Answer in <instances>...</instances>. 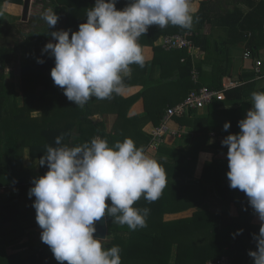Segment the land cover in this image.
<instances>
[{
  "label": "trees",
  "instance_id": "16d2710c",
  "mask_svg": "<svg viewBox=\"0 0 264 264\" xmlns=\"http://www.w3.org/2000/svg\"><path fill=\"white\" fill-rule=\"evenodd\" d=\"M50 1L52 10L60 17L54 28L49 29L47 25L41 31L31 32L25 35L22 43L14 48L0 46V89L9 86L5 81V70L10 62L18 54H21V73L24 89L26 90L28 87L36 88L40 85L44 87V91L48 92L50 89H55L58 92V94L56 93V100L53 102V107L56 109L55 122L50 120V125L45 126L48 139L43 144L40 143L36 147H31V155L37 159L41 157L40 150L42 146L45 153L47 146H57L55 141L58 136L63 137L62 145L67 144L69 146L90 142L97 135L106 139L110 146L117 141L131 138L137 146H144L147 150L152 140L150 133L161 126L169 108L184 101L194 90H200L203 87L217 91L223 90V78L229 75L232 68L231 46L247 40L250 33H252L254 36L247 43L249 50H252L253 45H256V39L260 36L264 37V0H239L238 3L249 8L247 13L234 5L228 14H221L215 23H219L220 27L226 29L227 38L224 40L214 39V19L218 11L213 6L212 0L203 2L194 18L199 32L192 31V28L184 29L171 24L163 29L156 25L150 26L148 32L139 38V43L143 48L154 46L155 42L163 35L185 34L192 31L191 40L196 48L205 53V59L194 65L192 57L188 56L187 50L165 51L161 47H155L153 71L158 66L161 56L164 57L165 63L168 62L167 66H161V75L156 81L152 77L145 78L148 74V64L144 63L143 67L136 64L131 65L132 74L129 77H124L125 86L130 87L138 83L137 79L141 78L140 81L144 89L137 95L127 99L113 94L117 98L114 105L121 109L117 112V125L112 134H107L103 124L95 123L91 119L95 114L94 99H91L83 107H78L74 102L69 101L64 95L63 89L56 86L52 80L51 69L55 66L54 58L49 57L47 53H42V49L48 42H55L49 35L50 32L60 29L78 31L79 25L86 22V13L89 8L94 6L95 0ZM0 2L24 8V0H0ZM127 3L128 0H118L116 7L123 9ZM0 24L10 25L4 18H0ZM206 27L210 28L209 32L205 31ZM261 43H264V41ZM38 58H42L45 62L38 63ZM179 58L184 60L180 69L178 66ZM211 61L214 62L211 71L205 70L204 66ZM175 63H177V66ZM194 69L198 74L196 82L193 80ZM179 70L181 72L180 77ZM172 72L174 74L173 78L170 74ZM166 73L170 74L171 78L169 77V80ZM179 86L184 88L182 95L184 100L180 102ZM253 89L254 84L247 83L245 86L224 92L225 100H214L207 107L208 114L195 121L196 124H200L199 126L202 125L201 130L198 129L197 133L205 132L209 134L216 132L222 123L221 115L222 117H228L231 122V128L227 132L222 130V133L228 135L238 133L240 131L238 121L244 118L246 106L251 105L250 95L253 93ZM154 90L160 95H164L163 93L168 91L173 93L174 96L173 98L169 97L168 101L161 105L159 100L158 103H155L149 99V94H152ZM42 96L46 97V94L43 93ZM141 98L144 100L145 105L149 104L150 107H145V115L130 117V109ZM174 99L178 100L174 101ZM111 100L113 98L104 99L102 102ZM226 102L232 105L239 103V105L237 108L230 110H219V107ZM44 114H47L46 110ZM196 115L197 111L191 110L188 116L179 118V122L181 125H191L193 122L192 117ZM2 118L3 112H0V122ZM183 118L184 120H182ZM174 119L178 120L177 118ZM148 124L152 126L150 130L145 129ZM203 145L202 136L197 135L192 139L187 149L162 150L172 157V160L168 162L159 161L166 172L167 186L163 189L161 198H158L155 204L152 203L151 209L154 213L149 216L152 218L151 220L148 217L146 218L147 226L145 228H138L133 231L127 225L113 223V217H106L108 231L113 237L109 242H105V246L118 245L122 249V264H170L174 256V264H208L218 262L222 257H229L232 264H240L243 254L247 256L249 250H255L252 240L254 239L253 234H255L256 227L251 228L250 221L256 214H254L250 205L245 206V204L239 203V196H246L245 193L239 189L230 188L229 181L222 176L224 171L229 170L228 166L221 164L218 160L208 162L205 164L201 179L197 183L187 182L189 178L194 176L199 151L203 148ZM8 150L11 152L10 146H8ZM12 153L13 155L16 154L15 148ZM20 182L22 183V179ZM210 183H217L219 186L218 193L223 202L222 214L213 216L207 211H201L195 212L190 218L179 221L158 222L165 213H181L198 207L203 202ZM22 193L24 194L20 196L25 195L29 198V191ZM11 199L13 204L9 207L0 206V213L7 210L14 212L15 223V226L7 231L8 236H11L9 240L2 233L1 248L4 247L3 243L5 241L15 243L16 237L21 238V235L25 232L24 228L19 226V222H17L18 217L22 215V212L16 206L18 197L13 196ZM143 202L144 199L141 197L134 207L138 208L139 206L142 209ZM107 203L110 204V201H107ZM231 203L236 204L238 217L224 221L223 215L228 216ZM0 218L8 220L5 215L0 216ZM154 223H157L158 226ZM247 228L251 229L248 230ZM240 229H243L242 234L234 236ZM19 248L17 246L16 249ZM174 250H176L175 254H173ZM0 264H59V262L54 258L48 245L45 244L43 250H36L34 245L31 246L30 244L29 250L27 249L26 252L13 254L7 258H4V254L0 250ZM64 264H67V262H64Z\"/></svg>",
  "mask_w": 264,
  "mask_h": 264
},
{
  "label": "clouds",
  "instance_id": "9594fccd",
  "mask_svg": "<svg viewBox=\"0 0 264 264\" xmlns=\"http://www.w3.org/2000/svg\"><path fill=\"white\" fill-rule=\"evenodd\" d=\"M117 2L95 0L78 31H52L49 35L55 42L42 49L54 58V84L78 107L93 98L122 94L130 66H144L139 38L150 26H193L191 0H128L123 9L116 7ZM41 18L49 29L60 19L52 9L45 10ZM37 62L45 61L38 58ZM250 103L246 117L238 121L240 131L221 143L228 147L229 187L245 193L261 222L259 233L253 234L256 250H249L248 255L254 264H264V91H254ZM39 114L31 111L33 118ZM230 128L231 122H225L223 130ZM62 140L58 136L57 146H47L39 158V166L48 170L33 178L28 193L35 197L32 206L42 229L41 241L59 264H122V249L106 247L107 237L94 235L96 222L110 216L113 223L130 230L145 228L150 209L134 205L142 196L149 202L160 197L167 186L165 169L131 138L111 146L99 135L77 146L62 145Z\"/></svg>",
  "mask_w": 264,
  "mask_h": 264
},
{
  "label": "crops",
  "instance_id": "0c3cea01",
  "mask_svg": "<svg viewBox=\"0 0 264 264\" xmlns=\"http://www.w3.org/2000/svg\"><path fill=\"white\" fill-rule=\"evenodd\" d=\"M213 6L218 11L216 18L214 19V23L217 18L223 14H228L229 11L233 9L234 5H237V8H240L244 13L249 11V8L246 5L238 3L239 0H212ZM203 2H208V0H191V7L193 10V17L195 18L196 14L201 8V4ZM25 4V0H24ZM30 4V0H29ZM9 6V11H14L18 14L20 12L21 7L17 5H7L5 3L0 2V18H4L11 25H3L0 24V46L6 48H14L18 44L22 43L25 35L39 31L38 29H34L31 32L24 35L22 33V29H20V24L17 22V17L9 13L7 7ZM25 6V5H24ZM29 10V5H28ZM25 14V13H24ZM22 20L24 23H29V16L23 15ZM36 25V23H35ZM192 31L199 32L197 22L194 19L193 26L191 27ZM188 33H193V32ZM206 32L210 31V28H205ZM214 39L216 40H224L227 38L226 29L219 26V23H215L214 27ZM254 35L250 33L249 38L245 41H240L234 46L230 47V57L232 59V68L230 69L229 75L223 78V83L228 81H233L238 84V87L245 86L247 83L254 84V91H264V37L256 39V45H253L252 51L261 61V73H256L254 70V66L251 61L245 59L244 54L246 50L250 48L247 46L248 41ZM162 37V36H161ZM160 37V38H161ZM159 38V39H160ZM257 38V36H256ZM263 40H262V39ZM159 39L155 42L154 46H146L143 48V53L145 56V63L148 64V74L147 77H152L155 81L160 78L161 75V66H167L168 62L165 63L164 57L159 58L158 66L154 68L153 71V62L155 59V47H159ZM261 44V45H260ZM188 56L192 57L194 65L198 62H201L205 59V53L202 52L199 48L195 47L193 52H188ZM183 59L179 58V69L181 68V64H183ZM213 61L207 63L204 66V69L207 71H211L213 67ZM177 63H175L176 65ZM225 65V63H224ZM177 66V65H176ZM22 63H21V54H18L13 61L10 62V65L5 70V81L7 88L0 89V112H3V118L0 122V206L9 207L13 203L11 202V198L13 196L18 197V201L16 206L22 212L21 217H18L17 222L19 226L24 228V233L21 235V238L18 239L16 237L15 243L11 241H5L3 243L4 247H0V250L4 254V258L10 257L13 254L24 253L26 250H29V245H34V248L37 250H43L45 248V244L41 241V232L42 229L36 222V210L32 206L35 200V197L27 198L22 192H27L33 186L32 180L34 177L42 176L48 170L47 167L39 166V159L32 157L31 155V147H36L40 143H44L48 137H46L45 126L50 125L49 121L55 122V108L53 107V102L56 100V95L58 92L55 89H50L44 91V87L38 85L36 88L31 87L24 89L23 86V77H22ZM153 71V75L151 76ZM196 71V69H194ZM193 71V72H194ZM1 72V71H0ZM197 72V71H196ZM179 70V77H180ZM132 74V71H131ZM130 74V75H131ZM173 78V72L170 73ZM170 74L166 73V77L168 80L171 78ZM127 75L125 77H129ZM170 77V78H169ZM143 79V78H142ZM141 78L137 79L136 84L131 85L130 87H125V90L120 94L124 99L133 97L140 93L144 87L141 83ZM145 80V79H144ZM222 83V84H223ZM59 87V86H58ZM60 88V87H59ZM235 89V88H234ZM233 90V89H230ZM177 90L175 89V92ZM184 92V88L179 86V102L184 100V96L182 97ZM45 93L46 97H43L42 94ZM57 93V94H56ZM164 95L158 94L155 90L152 94H149V99L154 101L155 103H159L161 105L164 102L168 101V98H173L174 94L165 91ZM251 96V95H250ZM113 100L109 102H102V100L95 99L94 100V110L95 114L91 119L95 123H101L106 128L107 134H112L115 126L117 125V112L121 109L114 105V102H117V98L113 95ZM187 98V97H186ZM185 98V99H186ZM221 100H225L224 95ZM178 99H174L177 101ZM251 100V98H250ZM183 102V101H182ZM180 104V103H177ZM175 104V105H177ZM239 103L236 105L229 104V102L224 103L219 107V110H230L232 108H237ZM150 107L149 104L145 105L144 100L141 98L137 101L129 111V116L134 117L138 115H145V107ZM119 108V109H118ZM251 108V105H247L244 110V118L246 117L247 111ZM32 110H38L41 112L37 117L33 118L31 115ZM47 111V114H44V111ZM25 111V112H23ZM189 114V113H188ZM188 114L186 116H188ZM208 114V108L197 111V115L192 117V124L181 125L178 120L172 119L166 123V133L162 138L161 143L158 146H150L146 150L147 153L153 157H155L158 161L168 162L172 160V157L164 153L162 150H184L187 149L192 142V139L195 136H202L204 140L203 148L199 151L198 162L196 166V170L194 176L187 180L188 183H197L202 176L203 169L206 163L213 162L214 160L220 161L221 164L228 166L227 152L228 147L223 146L221 141L228 135L226 133H222L223 125L225 122H229L228 117H222L221 126L213 133H197L198 129L202 127L200 124H196V120L200 117L206 116ZM25 117V119H23ZM185 117V116H184ZM182 118V117H180ZM191 118V117H190ZM189 118V119H190ZM184 120V118L182 119ZM187 121V120H186ZM198 123V122H197ZM52 124V123H51ZM147 130H150L152 127L151 124L146 126ZM201 130V129H200ZM150 133L152 136V133ZM11 140V142H9ZM122 141V140H121ZM10 145H9V144ZM36 143V145H34ZM8 146H10L11 152L8 150ZM161 147V149H159ZM16 149V154L13 155L12 151ZM41 156L45 154V150L42 146L40 150ZM210 154V155H209ZM227 172L224 171L222 176L224 179L228 180ZM22 179V183L20 180ZM24 179V181H23ZM214 182V181H213ZM219 186L217 183H210L207 187V192L203 202L196 208L190 209L184 212H172L165 213L162 219H159L158 222L168 223L170 221H179L185 218H190L195 212L207 211L210 214L220 215L223 210V202L219 193ZM162 194L159 198H161ZM143 197V196H142ZM239 203L245 204V206H249L247 196L240 197ZM144 199V198H143ZM157 200L154 202H149L144 199L143 207L150 209L149 215L151 216L154 211L151 209L152 203L155 204ZM159 201V200H158ZM11 202V203H10ZM160 202V201H159ZM139 209L141 207L138 206ZM17 209V211H19ZM229 214L223 215L224 221H229L230 218L238 217V210L236 208L235 203H231L229 207ZM5 215L8 217V220H3L0 218V239H2V233L6 236V239L9 240L11 236H8L7 231L10 228L15 226L14 223V212L13 211H4L0 213V216ZM107 219V218H106ZM152 218H150L151 220ZM16 222V224H17ZM158 226L157 223H154ZM261 222L259 221L257 215L253 217L250 221V226L256 227L255 234L259 233ZM251 228H247L248 230ZM251 231V230H250ZM128 236V234H126ZM113 235L109 233L107 235L106 242H109L112 239ZM254 243V247L256 250V243L254 239L252 240ZM20 247L19 249H16ZM176 250H174L175 254ZM175 256L172 259V263L174 264ZM240 264H254L253 259L249 255H242V260Z\"/></svg>",
  "mask_w": 264,
  "mask_h": 264
},
{
  "label": "built area",
  "instance_id": "2783aa9c",
  "mask_svg": "<svg viewBox=\"0 0 264 264\" xmlns=\"http://www.w3.org/2000/svg\"><path fill=\"white\" fill-rule=\"evenodd\" d=\"M192 33L185 34H174V35H163L159 39V47L165 51H178L187 50L193 52L195 46L191 40ZM244 57L246 60L251 61L253 68L256 73H261V61L259 58L250 50H246ZM193 80L197 81L198 74L196 71L193 72ZM238 87V84L233 81L223 83V90H211L207 87H203L200 90L192 91L187 98L177 104L176 106L169 108L164 116L161 126L154 130L152 133L151 147L158 146L161 143L162 138L166 133V123L177 117L186 116L191 110L200 111L207 108L214 100L222 98L224 92ZM208 264H232L231 260L227 257H222L218 262H210Z\"/></svg>",
  "mask_w": 264,
  "mask_h": 264
},
{
  "label": "rangeland",
  "instance_id": "374dc122",
  "mask_svg": "<svg viewBox=\"0 0 264 264\" xmlns=\"http://www.w3.org/2000/svg\"><path fill=\"white\" fill-rule=\"evenodd\" d=\"M8 8L9 6L7 7V9ZM47 9H52L50 0H30L29 10L25 13L26 14L25 17L29 16L30 18L29 23H26V22L24 23V21L22 20L24 12H25V8H21L18 14L15 13L14 11H9V9L8 11L9 13L11 12L10 14L15 15V17L18 16L17 22H19L20 29H22V33H24L25 35L34 29H38L39 31H41L47 27L46 22L41 18L43 12Z\"/></svg>",
  "mask_w": 264,
  "mask_h": 264
},
{
  "label": "water",
  "instance_id": "95a60500",
  "mask_svg": "<svg viewBox=\"0 0 264 264\" xmlns=\"http://www.w3.org/2000/svg\"><path fill=\"white\" fill-rule=\"evenodd\" d=\"M24 8H25V12L26 13L28 11V5H29V0H25V4H24ZM26 15V14H24ZM96 228H97V232L94 234L97 237H107L108 235V225H107V219L106 217L102 218L100 221L96 222Z\"/></svg>",
  "mask_w": 264,
  "mask_h": 264
}]
</instances>
